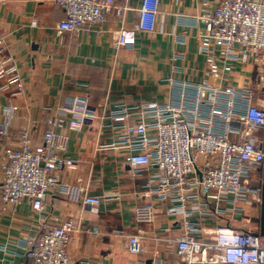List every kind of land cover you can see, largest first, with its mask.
Returning a JSON list of instances; mask_svg holds the SVG:
<instances>
[{
	"label": "built area",
	"instance_id": "obj_1",
	"mask_svg": "<svg viewBox=\"0 0 264 264\" xmlns=\"http://www.w3.org/2000/svg\"><path fill=\"white\" fill-rule=\"evenodd\" d=\"M54 1L66 15L58 23L59 33L82 29L100 33L108 12L126 9L117 0ZM160 1L142 0L136 27L119 31L116 48L133 46L137 30L155 28ZM197 19L213 44L202 50L210 64L218 57L226 63H263L264 0H218ZM182 54L177 51L173 59ZM167 82V101L118 104L105 121L106 127L128 132L123 142L129 147L134 175L141 174V166L151 168L142 189L148 201L136 207V221L153 223L158 205L165 206L166 214L179 217L167 229L166 257L156 252L151 264H264V236L248 215L250 207L262 204L264 75L260 97L252 87L214 84L209 78L197 82L170 76ZM0 83L3 90L16 87L13 94L23 90L21 70L12 55L0 57ZM92 116L88 97L71 98L56 116L46 117L42 145H34L30 131L24 130L20 145L8 150L1 161L2 201L18 206L29 200L41 218L36 224L40 232L27 243L26 256L32 264H70L74 220L50 225L46 219V201L54 189L85 204L103 202L78 185L58 184L55 175L56 170L75 165L65 154L70 137L57 128L82 130ZM134 118L137 121L131 122ZM119 120L122 124H115ZM236 217L246 224L237 226ZM145 237L129 236L134 244ZM171 256L175 258L170 260Z\"/></svg>",
	"mask_w": 264,
	"mask_h": 264
},
{
	"label": "crops",
	"instance_id": "obj_2",
	"mask_svg": "<svg viewBox=\"0 0 264 264\" xmlns=\"http://www.w3.org/2000/svg\"><path fill=\"white\" fill-rule=\"evenodd\" d=\"M207 1L208 5L205 0H161L155 28L137 30L133 46L116 48L119 31L136 27L142 0H117L126 9L108 12L100 33L87 29L59 33L58 23L66 15L54 0H0V57H14L23 85L18 94H13L16 87H0V164L8 150L20 145L24 130H29L34 145L40 146L47 129L46 117L56 116L58 108L68 105L71 98H89L93 116L82 130L57 128L70 137L65 154L75 165L58 169L55 175L58 184L78 185L103 202L94 206L71 200L59 188L46 201L48 224L74 220L70 264H151L156 252L166 257L167 229L179 219L158 205L153 223L136 221V207L148 201L142 189L151 168L141 166V174L134 175L130 150L123 142L128 132L105 126L112 108L122 103L167 101L170 76L249 86L256 97L261 96L264 61L261 65H242L218 57L210 64L202 51L213 44L197 16L218 3ZM177 51L183 54L174 60ZM248 215L251 225L260 227L261 204L250 207ZM40 219L31 201L7 204L0 191V264H32L26 256L27 243L40 232L36 228ZM234 223L246 224L240 217ZM135 234L146 237L134 244L129 236Z\"/></svg>",
	"mask_w": 264,
	"mask_h": 264
},
{
	"label": "water",
	"instance_id": "obj_3",
	"mask_svg": "<svg viewBox=\"0 0 264 264\" xmlns=\"http://www.w3.org/2000/svg\"><path fill=\"white\" fill-rule=\"evenodd\" d=\"M263 183H262V204H261V218H260V234L264 236V166L262 168Z\"/></svg>",
	"mask_w": 264,
	"mask_h": 264
}]
</instances>
